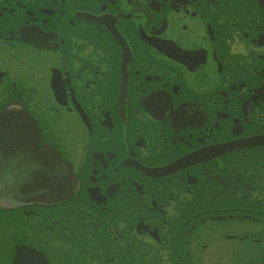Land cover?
Segmentation results:
<instances>
[{
  "label": "flooded vegetation",
  "instance_id": "1",
  "mask_svg": "<svg viewBox=\"0 0 264 264\" xmlns=\"http://www.w3.org/2000/svg\"><path fill=\"white\" fill-rule=\"evenodd\" d=\"M11 104L77 185L0 264H264V0H0Z\"/></svg>",
  "mask_w": 264,
  "mask_h": 264
},
{
  "label": "water",
  "instance_id": "2",
  "mask_svg": "<svg viewBox=\"0 0 264 264\" xmlns=\"http://www.w3.org/2000/svg\"><path fill=\"white\" fill-rule=\"evenodd\" d=\"M21 146L9 152L0 149V201L20 203L30 197L55 201L67 195L72 182L66 166L48 150H30L27 139Z\"/></svg>",
  "mask_w": 264,
  "mask_h": 264
},
{
  "label": "snow or ice",
  "instance_id": "3",
  "mask_svg": "<svg viewBox=\"0 0 264 264\" xmlns=\"http://www.w3.org/2000/svg\"><path fill=\"white\" fill-rule=\"evenodd\" d=\"M33 39H38V37H32ZM5 115H0V119H4ZM17 118L24 119V117L20 113L15 114ZM65 183H67V177L61 178ZM19 264H39V259L34 252H30L28 250H22L20 253V262Z\"/></svg>",
  "mask_w": 264,
  "mask_h": 264
}]
</instances>
